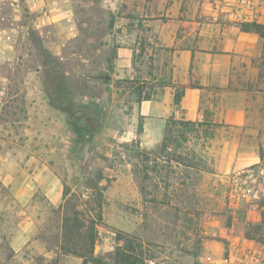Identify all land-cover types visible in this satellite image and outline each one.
<instances>
[{"label":"rangeland","instance_id":"obj_1","mask_svg":"<svg viewBox=\"0 0 264 264\" xmlns=\"http://www.w3.org/2000/svg\"><path fill=\"white\" fill-rule=\"evenodd\" d=\"M235 1L0 0V264H83L61 252L65 216L84 224L82 242L95 222L101 261L88 264H114L115 251L105 249L109 229L118 245L133 242L144 264L198 263L199 234L207 229L219 239L226 229L245 232L264 245V147L256 222L249 206L231 205V173H212L209 147L243 138L238 128L162 124L140 110L154 90L150 78L169 64L142 27L171 23L165 11L176 5L190 10L192 21L241 24ZM259 40L255 101L264 115ZM124 46L132 49L127 68ZM53 80L92 126L84 138L52 104L60 100L51 97Z\"/></svg>","mask_w":264,"mask_h":264},{"label":"crops","instance_id":"obj_2","mask_svg":"<svg viewBox=\"0 0 264 264\" xmlns=\"http://www.w3.org/2000/svg\"><path fill=\"white\" fill-rule=\"evenodd\" d=\"M161 10L164 12L163 9L158 12ZM166 10L174 19L171 23L158 19L156 24L141 29L145 38L149 37L159 45L161 60L165 58L169 62L166 74L155 73L150 78L154 90L151 96L143 97L141 115L162 124L175 120L179 124L189 121L238 128L243 138L231 141L224 138L225 142L209 147L214 151L213 174L224 177L223 174L261 163L264 130L260 125L264 115L261 114V103L258 105L255 101V96L261 91L255 80L260 71L254 66L261 54L256 52L260 36L244 32L240 24L233 22L192 21L190 10L180 5ZM262 45L261 42V49ZM121 51V66L127 68L132 49L124 46ZM255 205L245 206L250 207L247 208L248 214H252L249 218L257 222L261 220V214L252 209ZM261 209H264V204ZM210 233L209 229L200 232L199 260L193 264H235L226 258L247 244L264 248L261 242L245 232L226 229L220 234V239ZM221 254L225 257L218 258Z\"/></svg>","mask_w":264,"mask_h":264},{"label":"trees","instance_id":"obj_3","mask_svg":"<svg viewBox=\"0 0 264 264\" xmlns=\"http://www.w3.org/2000/svg\"><path fill=\"white\" fill-rule=\"evenodd\" d=\"M241 29L244 32H254L259 36L264 38V24L256 23V22H241ZM45 57H50V55H46ZM54 86L53 91L51 93V97H59L60 100H57L55 103L52 101L55 107H59L65 113L71 116V120L73 125L75 126V130L77 136L80 138H84L85 132H92L91 127L88 126L86 119L78 115L79 110L75 108V104L70 96V91L63 89L60 82L57 80H53ZM73 117V118H72ZM184 124L194 123L185 121ZM88 130V131H86ZM262 155V154H261ZM5 186L1 183L0 180V189H4ZM84 224H81L77 217L72 218L65 216L63 217V227H62V245L61 252L63 254H74L83 259V264H88L90 261L100 262L101 259L95 256V244L98 237V232L94 225L90 230V234L87 236V240L82 242L80 240V229ZM79 244H82L78 247ZM74 247H71V246ZM81 247V248H80ZM114 264H144V259L140 257V252L136 249V253L134 252L133 242L127 241L123 242V244L118 245L115 249V253L113 256Z\"/></svg>","mask_w":264,"mask_h":264},{"label":"built area","instance_id":"obj_4","mask_svg":"<svg viewBox=\"0 0 264 264\" xmlns=\"http://www.w3.org/2000/svg\"><path fill=\"white\" fill-rule=\"evenodd\" d=\"M233 15L242 22H256L264 24V5L260 0H236ZM263 169L258 164L249 165L231 173L228 197L232 205L253 204L260 197ZM111 240L106 242V251H115L117 232L106 230ZM100 240L96 241L95 254L101 248ZM226 261L235 264H264V248L256 244H247L235 255H228ZM148 264H157L154 259L147 260Z\"/></svg>","mask_w":264,"mask_h":264}]
</instances>
